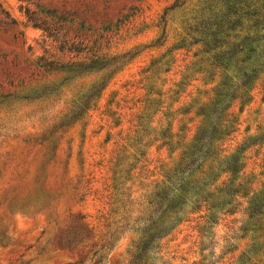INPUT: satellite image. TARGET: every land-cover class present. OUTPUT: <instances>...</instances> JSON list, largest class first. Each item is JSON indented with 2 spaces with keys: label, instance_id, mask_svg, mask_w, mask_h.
Returning a JSON list of instances; mask_svg holds the SVG:
<instances>
[{
  "label": "rangeland",
  "instance_id": "rangeland-1",
  "mask_svg": "<svg viewBox=\"0 0 264 264\" xmlns=\"http://www.w3.org/2000/svg\"><path fill=\"white\" fill-rule=\"evenodd\" d=\"M233 11L257 14L222 51L247 36L255 52L214 66L190 28ZM214 121L204 171L219 176L191 178L203 194L150 263L264 264V0H0V264H94L118 220L113 187L119 217L138 215ZM133 237L116 236L102 264H129Z\"/></svg>",
  "mask_w": 264,
  "mask_h": 264
},
{
  "label": "trees",
  "instance_id": "trees-1",
  "mask_svg": "<svg viewBox=\"0 0 264 264\" xmlns=\"http://www.w3.org/2000/svg\"><path fill=\"white\" fill-rule=\"evenodd\" d=\"M227 6L230 7V5ZM230 8V10L235 9L239 11L235 6ZM236 11H233L237 16L234 21H231L230 17H214L211 21L201 22L198 26L190 28L191 34H194L195 37H200L196 40V43L202 42L207 47L206 52H214L211 56L214 60V63H212L214 66L227 67L228 62L230 63L235 60L237 63L239 56H246L255 52V47L252 45L255 39L252 38L253 40L251 39L250 41V38L247 36L241 42L233 43L230 51H222L223 48H229L231 42L228 37L236 32L237 27H242L244 16L249 20L256 17L257 14V12L251 14L249 11L238 14ZM235 35L234 38L239 37L238 34ZM227 54L229 56L226 57ZM226 60L228 62H225ZM241 61L245 62L244 60ZM241 61L239 60L238 62ZM245 75L246 73L243 74L244 77ZM244 83H247V81ZM223 110L224 108L212 111L204 109L202 114L206 117L212 115L213 118H218V114L223 112ZM215 123V121L211 122L208 127L200 130L191 146L182 153L176 167L172 171L165 172L163 179L155 185L153 192L147 197L145 205H141L140 210L137 211L138 215H134L133 211L127 210V214L124 217H119L118 211L120 206L122 207L123 200L117 195V191L120 190L118 185L113 187V195L111 197L110 194L109 199L115 208L113 212L114 216L118 217V220L112 222L114 224L113 229H111L110 225L107 226V232L104 235L105 238L102 240L100 248L93 253L90 259L93 260V258L99 257L94 264H102L104 259L103 254L111 249L116 236L122 232H127L134 236L127 251L130 258L128 263L153 264L150 262L153 261L154 252L159 249L160 241L182 222L188 201L193 203L203 194V191H196L191 187V178L200 175L206 177L208 183H213L214 177L219 176L214 175L211 168L204 171L206 161L218 154L216 153L215 144L221 140V137L218 130L214 127ZM223 163L226 164V167L220 173H228L230 175V184L225 189V192L233 198L242 189L241 184H235L242 166L239 157L236 156H230V159L225 160ZM121 173L122 170H118V172H114V175H118L119 178V174ZM127 202L129 205H133L131 199ZM259 209L260 206L254 204L252 210L250 209V217L256 216ZM208 219V223L216 224L213 215L209 216ZM87 258L80 262L87 260Z\"/></svg>",
  "mask_w": 264,
  "mask_h": 264
}]
</instances>
